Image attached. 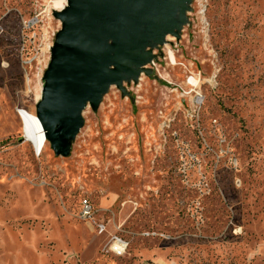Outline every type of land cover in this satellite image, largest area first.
<instances>
[{"label":"rangeland","instance_id":"374dc122","mask_svg":"<svg viewBox=\"0 0 264 264\" xmlns=\"http://www.w3.org/2000/svg\"><path fill=\"white\" fill-rule=\"evenodd\" d=\"M60 1L0 0V264H264V0H204L202 17L190 0L65 157L19 116L49 83Z\"/></svg>","mask_w":264,"mask_h":264},{"label":"water","instance_id":"95a60500","mask_svg":"<svg viewBox=\"0 0 264 264\" xmlns=\"http://www.w3.org/2000/svg\"><path fill=\"white\" fill-rule=\"evenodd\" d=\"M65 1L56 15L63 28L37 109L47 142L62 157L83 125L87 104L98 106L110 84L135 75V68L151 58L144 48L175 36L190 10V0Z\"/></svg>","mask_w":264,"mask_h":264},{"label":"bare ground","instance_id":"6f19581e","mask_svg":"<svg viewBox=\"0 0 264 264\" xmlns=\"http://www.w3.org/2000/svg\"><path fill=\"white\" fill-rule=\"evenodd\" d=\"M66 5L67 2L62 0L60 2H56L53 9L54 11L61 12L66 8ZM173 59L175 60V57H173ZM19 116L21 118V122L23 123L25 142L34 145L35 148L42 154L43 150L46 149L48 142L42 131L41 124L38 122L37 116L26 111L19 112Z\"/></svg>","mask_w":264,"mask_h":264},{"label":"built area","instance_id":"2783aa9c","mask_svg":"<svg viewBox=\"0 0 264 264\" xmlns=\"http://www.w3.org/2000/svg\"><path fill=\"white\" fill-rule=\"evenodd\" d=\"M203 1L204 0H198V6L200 7L199 15L202 17L205 15V6H203ZM84 221H87L88 223H91V217H92V211H91V206L87 200L83 202L82 205V210L81 214ZM96 231L98 232V235L104 234L105 231V226L102 224L94 225ZM110 251L114 256L117 257H123L128 249V243L122 241L121 239L117 237H113L111 240V245H110Z\"/></svg>","mask_w":264,"mask_h":264}]
</instances>
